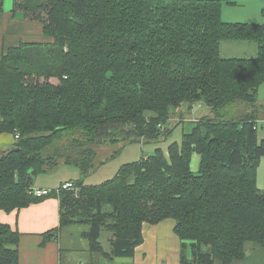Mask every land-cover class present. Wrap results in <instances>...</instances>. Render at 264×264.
Listing matches in <instances>:
<instances>
[{
  "label": "trees",
  "instance_id": "1",
  "mask_svg": "<svg viewBox=\"0 0 264 264\" xmlns=\"http://www.w3.org/2000/svg\"><path fill=\"white\" fill-rule=\"evenodd\" d=\"M13 1V15L40 23L49 41L0 56V134L19 135L0 154V209L42 199L30 193L36 176L71 165L82 174L80 191L58 194L60 227L47 240L64 225L87 223L93 253L132 256L145 223L172 218L180 264H230L246 256L247 242L264 247L256 178L264 23L225 21L224 3L236 0ZM224 40L256 41L257 55L226 56ZM200 107L208 112L166 153L160 144L174 113ZM131 142L157 147L103 183H85L98 146ZM19 239L0 221V264H18Z\"/></svg>",
  "mask_w": 264,
  "mask_h": 264
},
{
  "label": "crops",
  "instance_id": "2",
  "mask_svg": "<svg viewBox=\"0 0 264 264\" xmlns=\"http://www.w3.org/2000/svg\"><path fill=\"white\" fill-rule=\"evenodd\" d=\"M12 9V3L8 2L7 7L0 13V56L6 48L22 42L49 41V38L44 35L40 23L14 16ZM222 17L227 21L224 11ZM229 48L228 50H230ZM257 52L256 44L255 52L251 54L255 56ZM242 54H248V52H242ZM233 56L253 57L249 55ZM260 122H264V118ZM188 125L186 126L188 127ZM193 126L194 123L190 122V129L185 130L184 133L190 132ZM14 142L12 133L0 134V151L6 150ZM143 155L145 154L142 149L140 157ZM199 165L200 156L194 154L192 170L197 171ZM49 173L52 175H44L43 178H39L34 186L54 190L66 181H76L83 178L80 170L71 165H62L59 170ZM107 179L108 177H105L103 181ZM61 208L59 195L52 192L26 207L12 211L0 209V221L9 224L20 233L18 264H180L181 239L175 232V221L172 218L164 219L156 224L145 223L144 241L136 247L134 255L110 257L104 253L91 251V242L86 236L91 226L87 223L64 225L57 237L47 240L45 233L60 227ZM102 242L105 251L109 252L110 241L104 236ZM245 251L246 256L244 258L233 260L230 264H264V247L262 245L257 242H247ZM215 264L223 263L217 259Z\"/></svg>",
  "mask_w": 264,
  "mask_h": 264
},
{
  "label": "rangeland",
  "instance_id": "3",
  "mask_svg": "<svg viewBox=\"0 0 264 264\" xmlns=\"http://www.w3.org/2000/svg\"><path fill=\"white\" fill-rule=\"evenodd\" d=\"M8 2L14 4L13 0H4V9L7 7ZM264 0H236L235 4L224 3L222 8V13H225V19L236 20V21H254L255 23H264ZM223 18V17H222ZM250 42V43H248ZM239 41V40H225L223 42V54L226 56L233 55H249L253 56L256 48V41ZM228 47H230L228 50ZM227 49V51H226ZM242 52H248V54H242ZM235 53V54H233ZM257 53L255 54V56ZM258 102L260 104L264 103V83L261 84L259 88V97ZM181 112H188L186 108L183 111L178 110L174 113L171 122L169 123L172 127V133L167 140L161 142L160 147L168 153V145L173 141L180 142L183 137L185 130L190 129V122H193L194 118L197 116L208 112V109L205 107H200L197 110L188 113L184 118H180ZM180 115V116H179ZM180 118V119H179ZM179 122V123H178ZM178 123V125H176ZM187 124L188 127L186 126ZM264 122L258 123V132L259 138H264ZM187 127V128H186ZM14 134V133H13ZM16 135H14L15 137ZM156 144H143L140 142H131V143H116V144H103L97 147V156H96V168L91 171V173L84 178L86 184H101L105 177H113L118 171L119 167L130 161L139 159L142 149L145 155L154 153L156 149ZM118 151L117 153H115ZM1 153H3L1 151ZM60 167L57 169L59 170ZM57 172V171H56ZM49 173V172H48ZM43 174V175H42ZM44 175H52V173L45 174L41 173L36 176L35 183L39 178H43ZM256 178L259 188L264 189V156L261 158L259 165L256 169Z\"/></svg>",
  "mask_w": 264,
  "mask_h": 264
},
{
  "label": "built area",
  "instance_id": "4",
  "mask_svg": "<svg viewBox=\"0 0 264 264\" xmlns=\"http://www.w3.org/2000/svg\"><path fill=\"white\" fill-rule=\"evenodd\" d=\"M18 137H19V135L16 134L15 138H18ZM62 190H72V191H74V193L76 195H78L79 191H80V187L77 186L75 184V182L71 180V181L64 182L63 184H61V186H59L58 188H56L54 190L46 189V188H37V187L33 186L30 190V193L35 197L43 198V197L51 194L52 192L59 194L60 192H62Z\"/></svg>",
  "mask_w": 264,
  "mask_h": 264
},
{
  "label": "water",
  "instance_id": "5",
  "mask_svg": "<svg viewBox=\"0 0 264 264\" xmlns=\"http://www.w3.org/2000/svg\"><path fill=\"white\" fill-rule=\"evenodd\" d=\"M0 154H1V151H0Z\"/></svg>",
  "mask_w": 264,
  "mask_h": 264
}]
</instances>
